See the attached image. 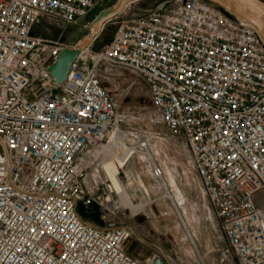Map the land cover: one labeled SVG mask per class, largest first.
<instances>
[{
	"label": "built area",
	"instance_id": "obj_1",
	"mask_svg": "<svg viewBox=\"0 0 264 264\" xmlns=\"http://www.w3.org/2000/svg\"><path fill=\"white\" fill-rule=\"evenodd\" d=\"M100 1L0 0V264H146L128 250L131 228H98L77 210L94 204L108 221L121 206L110 179L93 181L97 193L84 185L88 157L121 130L102 66L145 80L167 132L190 151L224 252L264 264L260 33L206 1L167 0L115 22L112 39L82 51L57 84L49 67L68 46L35 35V25L79 23Z\"/></svg>",
	"mask_w": 264,
	"mask_h": 264
},
{
	"label": "rangeland",
	"instance_id": "obj_2",
	"mask_svg": "<svg viewBox=\"0 0 264 264\" xmlns=\"http://www.w3.org/2000/svg\"><path fill=\"white\" fill-rule=\"evenodd\" d=\"M164 1L167 0H137L136 2L130 4L122 14L105 25L102 33L91 45L90 50L93 52H98L112 39L116 30L115 22H117L118 20L122 18L143 17L147 15L151 10L155 9L158 4ZM116 2L117 0L100 1L84 20L76 24H67L58 19L43 17L35 25L33 33L45 39L61 42L62 44L67 46H75L84 36L89 34V25L92 20L99 14V12L114 5ZM100 74H103L102 79L104 87L105 89H107V92L111 96L119 113L121 129L128 132V137L126 140V144L128 146H137L143 139L151 147L153 157H158L155 149H159L161 157H166L163 152H166L169 155L176 154L177 157H186L185 155H181L177 151V147H175V145L172 144L167 138V136H171L166 130L160 111L154 105L151 99L149 86L138 73L131 70L126 71L123 68L117 67H110V69L106 71L102 66L100 68ZM135 157H141L142 162L140 165V173L142 174V176L149 174L151 172V170L149 169V165L151 164L148 163L149 165H146L147 157L144 156L146 158L145 159L141 152H138ZM101 163L102 159L98 162L93 163L91 161V163L89 164L90 169L88 170L87 178H90L91 181H102L100 176L97 179L93 178L98 170L97 167H100ZM120 179L124 185H127V177L122 174L120 175ZM127 190L129 195L132 197V193L130 192L131 188L129 187ZM140 195L145 197V200L143 202V204L145 205L148 201V197L144 189H142ZM167 200L169 202L165 203V207L159 208L161 215L151 218L150 225L152 228H154L156 225L158 229H160V227L164 225L168 237H172V243L176 248V253L175 251H173L174 249L171 243L167 241V247L174 253L168 258L169 264H184L192 258L193 254L196 256L197 254L192 244L188 240L185 230L181 227L180 220L184 224L185 222L183 221L180 209L178 207L177 209H175L180 218L179 220L170 200ZM261 202L264 205V200H262ZM149 203H151V200H149ZM77 210L79 214L87 221H91L96 224L102 222V218L98 210H96L95 208H85L81 203H79L77 205ZM168 214L171 215L169 216L170 218L168 217ZM137 219H140V217H138ZM156 222L158 225L156 224ZM202 241L203 240L196 239L198 248L203 255L205 264H235L234 259L236 260V258L233 259L231 255H227L224 252L225 247L219 249L217 243H213L215 249L210 250L209 255L205 256L203 254L204 249ZM180 245L184 249H182ZM200 264H202L201 261Z\"/></svg>",
	"mask_w": 264,
	"mask_h": 264
},
{
	"label": "crops",
	"instance_id": "obj_3",
	"mask_svg": "<svg viewBox=\"0 0 264 264\" xmlns=\"http://www.w3.org/2000/svg\"><path fill=\"white\" fill-rule=\"evenodd\" d=\"M124 70L128 71V69ZM101 76L103 78V74ZM167 138L177 147V151L186 157H177L176 154L169 155L166 152H163L166 157H161L160 153L158 154L155 149L158 157H153L154 164L162 171L161 179L154 175L153 165H150L151 172L142 176L140 173L141 157L131 158L125 170L121 173V175L123 174L127 178L131 176L136 182L133 185H129L128 179L126 180L127 185L125 186L127 189L129 187L131 188V198L138 213H133L131 209L121 205L116 214L113 215L109 221L102 220L101 223L96 224L81 217L85 222L98 228H106L108 226L131 228L133 237L128 244V250L135 258L143 263L151 264L156 257H161L165 261V264H169L168 258L174 254L173 251L176 253V248L172 243V237H168L164 225H162L160 229L155 227L152 228L150 225L151 218L161 215L159 208H164L165 203L169 202L165 199L166 197H164L165 189L162 187L161 183L163 181L167 186V190H169L172 195L173 202L171 200L170 202L174 211L176 212L173 203H175L181 211L185 224L182 223L177 212L176 214L180 220L181 227L185 230L187 238L197 254V256L193 254L192 258L189 259L187 263L185 261V263H183L200 264L201 261L202 264H205L196 239L203 240V254L205 256L209 255L210 250L215 249L213 243H217L219 249L225 247V251L227 239L220 227L216 213L209 202L202 182L197 175L189 149L181 138L172 136H167ZM87 177L84 179V185L90 190L94 186L92 183L95 180L88 182ZM93 188L96 193L99 191L98 186H94ZM146 188L148 189L149 195L147 196L148 202L144 205L143 202L145 197L141 196L140 193L142 189L145 190ZM149 200H151V203H149ZM262 200H264V195L258 194L257 202L264 217V205L261 202ZM91 207L97 210L96 205L93 204ZM169 216L171 215L168 214V217ZM138 217H140V219H137ZM167 241L173 246V251L169 250L167 247ZM180 247L182 246L180 245ZM182 249L184 248L182 247ZM227 255H231L233 259L236 258L232 254ZM234 261L235 264H237V260L234 259Z\"/></svg>",
	"mask_w": 264,
	"mask_h": 264
},
{
	"label": "water",
	"instance_id": "obj_4",
	"mask_svg": "<svg viewBox=\"0 0 264 264\" xmlns=\"http://www.w3.org/2000/svg\"><path fill=\"white\" fill-rule=\"evenodd\" d=\"M137 0H117V2L99 12L89 25V34L84 36L75 46L64 48L57 57L55 64L49 67V72L57 84L62 85L70 71L71 65L80 53L95 42L105 25L117 18L124 10ZM223 9L236 19L254 26L264 40V0H203ZM155 264H165L161 257L154 259Z\"/></svg>",
	"mask_w": 264,
	"mask_h": 264
},
{
	"label": "bare ground",
	"instance_id": "obj_5",
	"mask_svg": "<svg viewBox=\"0 0 264 264\" xmlns=\"http://www.w3.org/2000/svg\"><path fill=\"white\" fill-rule=\"evenodd\" d=\"M127 137H128V132L126 130L121 129L120 131H118L117 133L113 134L110 137V140L106 145L95 150L90 155V157H88L87 162L90 164L91 161L93 163V162H98L99 160L102 159L101 166L97 167L98 168V170H97L98 174L96 172V174L93 176V178L97 179L100 176L102 180H105V178L110 179L114 184V187L116 189V194L119 197L121 205L123 207L131 209L133 211V213H138L136 206L134 205L132 198L127 191V187L123 184V182L120 179V175H121L122 171L125 170V167L128 164V162L130 161V159L135 157L138 152H141L143 154V157L144 156L147 157V159L144 157L147 160V162L144 161V162H146L147 166L149 165L148 163H150L151 165H153V168H154L155 164H154L153 154L151 152V147H149L148 143H147L148 149H146V150L140 149L138 147V145L137 146H128L126 144L127 143V141H126ZM156 150H157V153L159 154L160 153L159 149H156ZM149 167H150V165H149ZM153 172H154V169H153ZM154 175H155V173H154ZM128 179H129V185H133L135 180L131 176H129ZM87 181L90 182L91 181L90 178H87ZM139 182H140V180H139ZM141 182H142V180H141ZM161 183H162V187L165 189L164 197H166L167 199L172 201V195L169 192V190H167L166 184L163 181ZM145 192L148 196L149 195L148 189H145ZM173 205H174V208L177 209L176 204L173 203ZM156 224H157V222H156ZM155 227H156V225H155ZM185 229L187 231L186 227H185ZM151 264H152V262H151Z\"/></svg>",
	"mask_w": 264,
	"mask_h": 264
}]
</instances>
